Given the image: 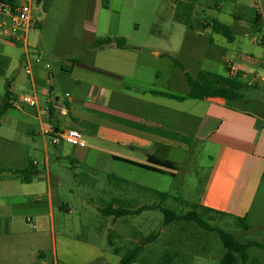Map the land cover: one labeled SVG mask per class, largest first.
Instances as JSON below:
<instances>
[{
    "label": "rangeland",
    "instance_id": "374dc122",
    "mask_svg": "<svg viewBox=\"0 0 264 264\" xmlns=\"http://www.w3.org/2000/svg\"><path fill=\"white\" fill-rule=\"evenodd\" d=\"M258 13L262 16L259 22L261 31L258 27H253ZM33 17L37 24L28 34V48L19 43L22 49L18 55L22 58L23 48L27 49L32 68L36 65L44 70L46 65L50 66L41 82V86L50 91L54 88L51 71L60 74L61 66L71 64L70 61L74 58L77 59L75 63L122 66L123 70L127 63L130 74L148 88L155 86L178 96H184L189 91L184 69L192 78H196L201 70L226 75L229 63H241L236 59L241 54L253 63L247 65L249 71L244 73L246 78L243 79L259 81L264 78V0H46L42 6H34ZM238 17L240 19L234 24V18ZM213 19L233 26L236 36L234 43H228L223 36L201 26V22ZM98 37L112 40L125 37L128 50H95L94 42ZM211 38L215 40L213 44L210 43ZM163 54L170 57H162ZM135 82L128 80L129 92L133 87H138L134 85ZM18 93L22 96L31 94L24 87H20ZM62 94L60 99L65 101L67 98ZM257 94L261 96L264 92ZM173 103L175 118H179L178 111L186 110L189 102ZM79 109L91 113L95 119L104 116L84 107ZM10 111L15 113L17 110ZM0 118L5 119L3 115ZM108 120L123 124L116 118L109 117ZM125 125L135 128L133 125ZM10 126L11 123L9 125L7 122L0 124L6 135L11 129L18 128ZM68 128L83 134L89 147L85 151V157L62 155L61 148L49 145L51 153L47 166L43 148L36 151L32 140L7 144L0 139V181L16 179L14 172L28 167H34V171L38 173L34 179L45 177L48 168L52 175L63 178L60 192L65 200L73 204L74 213L71 214L55 209L57 230L64 227L68 232L81 234L85 239L93 240L96 237L100 241L111 234L115 247L123 251L141 245L145 238L155 234L159 235L158 238L145 245L138 256V260L144 264H161L167 251L180 253L174 264H220L226 249L217 233L206 232L187 222L164 226L165 216L160 209L126 216L114 224L112 220L108 222L106 217H102L95 206L84 209L81 200V197L93 198L95 204L100 203V199L111 194L119 196L122 192H133L134 185L137 184L143 186L141 189L139 186L135 188L141 198L130 201L132 205H127V208L137 210L139 208L133 207L140 206L141 202L142 205L158 206L178 214L186 213L190 209L183 206L181 201L198 203L199 194L204 189L210 171L211 160L208 156L211 151L203 145L204 141L201 145L194 144L192 133L173 128L174 133L180 134L174 139L168 138L178 146L189 148L187 153L175 148L166 155L178 165L177 178H173L106 155L104 152L113 147L95 139L100 132L99 124L95 122L76 123ZM8 135L15 136V133ZM64 148L72 149L68 145ZM113 150L115 154H119L117 148ZM10 183L14 187L12 190H5L6 184H0L1 232L5 230V219L10 217L13 218L10 223L14 234L39 232L38 214L29 200L20 195V189L24 186L15 180ZM146 187L168 193L170 197L162 199L153 192L145 191ZM104 204L105 208L108 207L107 201ZM27 218L31 220L29 224L26 222ZM207 220L239 240L257 241L264 245V178L250 209L247 221L249 231L240 228L232 217L210 214ZM34 226L38 230H34ZM33 240L29 244L32 254L37 248ZM249 254L251 261L256 258L258 264H264V249L252 247ZM251 261L248 264H253Z\"/></svg>",
    "mask_w": 264,
    "mask_h": 264
},
{
    "label": "crops",
    "instance_id": "0c3cea01",
    "mask_svg": "<svg viewBox=\"0 0 264 264\" xmlns=\"http://www.w3.org/2000/svg\"><path fill=\"white\" fill-rule=\"evenodd\" d=\"M236 20H239V17L234 18V24ZM234 37L235 42V34ZM214 41V38H211L210 43L213 44ZM104 48L95 50H114L116 45L114 48L110 45ZM21 49L19 43L0 42V109L3 108L7 93L16 100L14 106L4 111L5 119L0 118V122H7L9 125L11 123L10 128L18 127L8 133L11 135L14 132L15 136L4 134L0 128V139L7 144L32 140L36 151H39L40 147L43 148L44 160L48 166L51 153L49 145L56 149L61 148L62 155L73 157H85V151L89 148L88 145L86 148L71 146V150H66V143L51 145L50 138L45 134L48 129L55 127L65 131L72 129L68 128L72 124L95 122L100 127L99 137L95 136V139L117 148L119 153L115 154V150L111 148L107 152L103 150L106 155L113 159L119 157L147 164L150 156L173 161L166 155L175 148L189 150L187 147L176 145L167 136L168 133L174 132L172 130L175 127L183 129L193 134L194 144L201 145L204 141L203 145L211 151L208 156L211 160L210 171L197 204L237 217L247 216L249 219L253 200L264 178V95L257 94L264 92V78L258 85L247 88L244 98L237 102H228L219 97L178 101L182 104L189 102V105L185 107L186 110H179V118H175L173 102L177 100L153 94L152 91L169 92L155 86L148 88L130 74L127 63L123 70L122 66L75 63L77 59L74 58L70 61L71 64L61 66L60 74L51 71L54 88L50 91L41 86L48 70L46 66L44 70L36 65L32 68L27 49L23 48L22 58L18 55ZM120 50L127 52L128 48ZM156 56H159V53H156ZM164 56L170 57L167 54L162 57ZM237 56L236 59L242 64L236 66L240 72L247 73V65L253 64L252 60L243 54ZM27 64L31 65V74L27 72ZM36 64L39 65L38 62ZM187 74L184 69V75ZM244 77L246 78V74ZM128 80L136 81L134 85L138 86L133 87L131 92L127 90ZM20 87L28 88L31 92L29 95L37 98V107L20 101ZM61 93L67 98L65 101L60 99ZM82 107L104 116L95 119L91 113L79 109ZM12 109L17 110L16 114L10 111ZM109 117L119 119L124 125L110 122ZM125 124L150 127L155 131L130 128ZM15 178L0 181V184H6L5 190H12L14 187L10 182H21L18 177ZM62 180L61 176L52 175L47 168L45 177L36 178L31 184L21 182L24 187L20 189V195L33 205L32 208L38 214L37 218H40V231L14 234L10 223L13 218L5 219V230H0V264H120L121 257L111 248L109 234L100 241L96 237L93 240L85 239L81 234L68 232L64 227L57 230L55 209L64 205L65 212L74 213L73 204L65 200L60 192L64 183ZM137 186L143 188L142 185L135 184L133 192H122L119 196L110 193L111 196L100 199L101 202L96 204L93 198L81 197L82 207L86 209L95 206L102 216L100 211L106 201L107 205L114 204V208L132 205L130 201L141 198L135 189ZM146 189L155 190L148 187L144 190L147 191ZM142 206L145 205L140 202V206L132 207ZM106 218L114 224L119 220ZM26 222L29 224L31 220L27 218ZM33 229L38 230L37 226ZM32 239L37 246L33 254L29 249Z\"/></svg>",
    "mask_w": 264,
    "mask_h": 264
},
{
    "label": "trees",
    "instance_id": "16d2710c",
    "mask_svg": "<svg viewBox=\"0 0 264 264\" xmlns=\"http://www.w3.org/2000/svg\"><path fill=\"white\" fill-rule=\"evenodd\" d=\"M240 19V18H239ZM262 19V16L260 13L257 14L256 19L253 23V26L256 28L258 27V30L261 31V26L259 24L260 20ZM201 26L206 30L210 29L213 33L222 35L229 43H233L235 40L233 28L232 26L225 24L217 19L213 20H205L204 22H201ZM111 44H115L116 48L118 49H127L128 48V42L125 37H116L114 40L111 38L108 39H100L98 38L94 44L95 48H104ZM264 44V42H263ZM178 64V63H176ZM187 76V81L189 85V92L186 96H178L172 93H165V92H159V91H152L153 94L157 96L167 97L170 99H174L177 101H184L186 99H194V100H203L205 98H223L227 100L228 102H237L244 98V91L247 88H252L253 86H249L248 82H246L243 77L244 73L239 72L235 77H230L222 74H218L215 72H210L207 70H201L198 73V76L196 78H192L190 76ZM10 98V94L7 93L4 100L3 108L0 109V116L3 115L4 111L11 107L8 104V100ZM50 112H52L50 110ZM53 113H51L52 115ZM1 124V122H0ZM134 127L139 129H146L147 131L154 132L155 130L150 127L145 126H137ZM161 132V131H158ZM177 134L180 133H168V137L175 138ZM184 139L187 140V138L184 137ZM191 143V142H190ZM118 161H122L124 163H127L129 165L162 174V175H170L173 178L177 177L178 172V165L174 161L161 159L156 156H150L148 159L147 164H141L138 162H134L125 158H119L114 157ZM15 176H17L20 181L24 184H31L34 181L35 176L38 174L34 171V167H28L20 170H16L14 172ZM148 192L155 193L158 197L162 199H168L170 195L165 192H160L156 190L146 189ZM177 199V198H175ZM180 200V199H177ZM181 204L185 206L186 208H189L190 210L186 213L178 214L174 211L160 208L158 206H150L145 205L137 210H132L130 208H127L125 206H119L118 208H114V204H109L108 207H104L101 209V214L103 217H113L114 219H120L126 216H130L133 214H140L147 210H155L160 209L164 216V226L171 225L172 223H179V222H187L188 224L193 223L198 228H201V230H204L206 232H212L217 233V236L220 238L224 248L226 249V253L223 256V258L220 261V264H248L251 261V257L249 254V249L252 247H259L264 249V245L257 242V241H242L237 239L233 234L210 224V222L207 220L210 214L218 215V216H227L235 218L236 224L242 228L244 231H249L250 226L248 225V217H237L233 216L224 212L216 211L214 209L202 206L197 203H189L186 201H181ZM61 210L64 209V205L60 206ZM159 235H149L147 238H145L141 245L136 246L133 249H128L123 251L120 248H115V243L113 242V235H109V243L111 248H113V251L115 254L119 255L121 257L120 264H133V263H141L138 260V256L143 251L145 245L148 243H151L152 241L156 240ZM180 257L179 252H169L167 251L163 257L161 264H174V261ZM253 264H258L257 259H253L251 261Z\"/></svg>",
    "mask_w": 264,
    "mask_h": 264
},
{
    "label": "built area",
    "instance_id": "2783aa9c",
    "mask_svg": "<svg viewBox=\"0 0 264 264\" xmlns=\"http://www.w3.org/2000/svg\"><path fill=\"white\" fill-rule=\"evenodd\" d=\"M46 0H0V42L22 43L28 48V34L31 28L37 24L33 17L34 6H42ZM233 63V62H232ZM229 63L227 66L228 76L235 77L240 69ZM49 69L50 66L46 65ZM27 72L31 74V65L27 67ZM263 81L256 79L249 80V86H255ZM25 104L32 107H37L38 100L33 96H22L20 98ZM16 103L14 98H9L8 104L12 107ZM50 138L51 145H60L66 143L72 147L86 148L87 144L84 141L83 134L75 129L60 131L55 127H51L45 132Z\"/></svg>",
    "mask_w": 264,
    "mask_h": 264
},
{
    "label": "water",
    "instance_id": "95a60500",
    "mask_svg": "<svg viewBox=\"0 0 264 264\" xmlns=\"http://www.w3.org/2000/svg\"><path fill=\"white\" fill-rule=\"evenodd\" d=\"M110 46H111L112 48H114V47H115V44H111Z\"/></svg>",
    "mask_w": 264,
    "mask_h": 264
}]
</instances>
